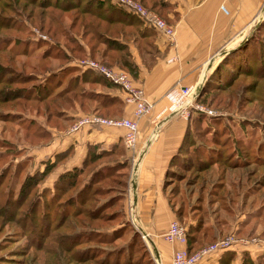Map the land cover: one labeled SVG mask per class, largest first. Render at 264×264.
I'll return each instance as SVG.
<instances>
[{
    "label": "rangeland",
    "instance_id": "obj_1",
    "mask_svg": "<svg viewBox=\"0 0 264 264\" xmlns=\"http://www.w3.org/2000/svg\"><path fill=\"white\" fill-rule=\"evenodd\" d=\"M64 1L48 0L45 5H52V10L61 7ZM166 10L158 14L163 19L168 18L167 12L172 9ZM77 13V8L67 9L61 19L68 34L73 37H78L80 32L78 25L69 29ZM36 14L33 0H0V79L3 80L0 83V264H61V261L64 264H76L61 247L77 249L86 246L87 242L82 241L88 227L100 231H113L116 227L119 229L117 232L120 236L114 242L100 245L104 250H112L117 245L126 246L131 230L121 224L119 218L83 226L81 221H87L85 214H78L74 218L71 216L74 208L80 207L71 205L70 199H66L74 194L94 165L85 168L84 173L76 177L73 187H62L61 190L55 188L54 183L60 172L67 170L64 167L71 157L72 146L61 148L68 143L60 145L61 139L54 140L52 134L45 138L38 137L44 127L51 133L67 132L74 121L71 119L62 127L60 119H55L59 129L45 124L43 112L36 114L33 100H27L22 95L28 94L23 92L28 89L33 91V73L29 75L31 71L20 66L32 63L33 54L46 48L45 43H48L58 45L66 55L65 61L50 60L51 70H58L60 66H65L63 64L74 66L80 71L86 70L88 68L76 65L78 60L84 58L105 66L125 69L103 63L97 56L71 55L64 48L66 41L61 35L55 34L52 37L38 30L41 20H38ZM139 21L141 26L152 29L143 24L142 20ZM43 22L45 26L51 23L47 19H43ZM152 30L155 36L156 31ZM133 37L124 39L128 48L132 45ZM134 44L132 46L135 48ZM101 47L98 45V48ZM51 52L56 57L63 55L58 54L56 48H52ZM136 53L140 55L137 50ZM3 57L13 58L12 66L1 67L4 64L1 59ZM217 63L209 72L217 67ZM236 72L241 75H231L233 82L224 89L219 90L224 82L216 79L218 82L212 83L208 80L204 102L195 100L202 111L189 107L185 116L180 114L187 119L190 111L194 110L202 118L200 122L190 125L181 159H177L178 164L171 167V177L165 178L164 185L169 194V202L178 214L174 220L183 226L184 234L191 225L200 227V232L205 228L207 237L218 232L215 239L205 240L204 245L232 237L235 240L232 245L219 252H232L228 264H264V63L262 70L261 67L249 65ZM23 73L28 75L23 76ZM68 75L70 71L65 76ZM37 81L40 83L39 79ZM84 88L103 92L115 89L90 84H85ZM73 111L66 110L65 115L71 116ZM118 146L125 153L124 145H121L123 148ZM62 151H68L65 158L57 155ZM203 167L207 168L202 172L194 171ZM132 171L133 165L130 164L126 188L121 185L123 178L120 175L113 181L100 182L99 186L103 189H99L96 195L89 193L88 197L93 201L88 204L94 207L105 202L103 208L122 196L125 217L133 227L139 229L138 224H133L132 210L126 203L129 201ZM39 174L40 179L36 182L34 178ZM58 181L65 184L63 178ZM109 210L107 208L103 212ZM93 238L89 244L99 245ZM141 238L147 245V241Z\"/></svg>",
    "mask_w": 264,
    "mask_h": 264
},
{
    "label": "trees",
    "instance_id": "obj_2",
    "mask_svg": "<svg viewBox=\"0 0 264 264\" xmlns=\"http://www.w3.org/2000/svg\"><path fill=\"white\" fill-rule=\"evenodd\" d=\"M138 1L146 8L154 10L157 14H160L164 9H172V5L168 4V2L166 3V0ZM47 2L48 0H33V8L37 11L36 17L39 18V21L41 20L38 30L52 37L55 36V34L61 35L63 40L66 41L64 48L71 55L76 53L81 56L85 54L90 57L97 56L99 61L107 64L109 63V65L115 64L128 71L132 78H134L136 74V65L132 60L126 43L127 41L124 40L134 35L131 43L132 45L135 43V49L141 55H139L141 60L147 66L154 61V57L157 55V49L154 44L153 30L144 25L141 26L139 18L127 11L124 7L118 6L119 4H113V0H65L62 2L61 7H58L60 10L57 7L51 10L52 5H45ZM73 8H77L78 13L74 15L73 23L70 25L71 28L69 29H73L78 25L80 27L78 37L69 35L67 27L63 26L61 22V19L64 18V11ZM43 19H47L51 23L45 26ZM164 20L169 22L167 18H164ZM52 40L54 42V39ZM45 45H47L46 48L33 54L32 63H29L28 66H20L22 68H28V70L31 71L28 73L29 75L33 73V91L31 92L30 89H28L27 91H23L28 94L23 93L22 95L26 96L27 100H33L34 105H36L33 107L36 114L43 112L45 124L54 126L52 128L59 129L60 127L56 125L58 123L55 119H60V124H62L63 127L65 122L67 124L72 119L70 118L71 116L65 115V111H73L75 107H78V109L83 112L94 111L98 114L106 115L121 114L123 102L117 95L101 90L96 91L93 88H84L85 84H90L98 85L105 89H113L115 87L114 84L102 75L89 69L80 71L74 68V66L63 64L65 66H60L58 70L57 68L51 70L50 60L61 59L65 61L66 55L62 52L63 50L61 51L60 48H58V45H50L48 43H45ZM98 45H102V47L98 48ZM51 46H53L52 48H56L58 54L63 53V55L58 57L54 56L55 54L51 52ZM1 59L4 62L3 65L1 64L3 68H6L7 65L12 66L10 64L14 61L13 58L10 59L8 57H3ZM263 63L264 16L254 30L236 47L228 50L222 55L216 65L217 67L212 72L207 73L196 94L195 100L201 103L204 102V94L207 91L206 87L208 86V80H211L212 83H214L216 79L220 82H224L225 84L220 86L219 90L224 89L232 84L233 79L230 78L231 75L235 73V76L241 75V73L236 72L237 70H241L243 67L249 65L257 66L258 68L261 67L262 70ZM245 69L249 71L248 68ZM20 71L22 70L20 69ZM69 71L70 75L66 77L65 75L69 73ZM250 71L252 70L250 69ZM28 74L23 73V76H27ZM38 79L40 83L37 81ZM0 83H3V80L0 79ZM246 85L247 84H245V86ZM16 104L17 102L14 105L16 106ZM199 114L198 111H190L179 145L170 156L165 168L164 181L165 178L171 177V167L178 164L177 162L179 161L177 159H181V154L187 143L188 130L191 124L200 122L202 116H199ZM40 131L41 133L38 138H45L48 134L51 136V132L48 128H41ZM118 145L120 144L117 143L108 148H103L98 144L88 145L79 165L60 172L58 179L63 178L65 184H61L58 179H56L54 183L55 188H59L60 190L62 187L71 188L76 182V177L84 173L85 168L94 165L87 174L85 180L75 190L74 194L66 199H70L71 205H79L78 207L81 208L75 207L71 216L74 218L77 217L78 214H85L87 221H81L83 226H91V224H94L91 222L111 221L119 218L118 221L121 222V224H125L131 230L126 246L117 245L112 250H104L100 245H108L114 242V240L120 236L117 232L119 229L116 227L113 231H100L98 228L89 229L90 227H88V232L85 234V239L82 241L83 243L87 242L85 243L86 246L77 249L70 247L62 249L61 247V250H64L65 253L70 255L72 261L76 264H156L149 247L141 240V233L138 229L133 227L131 222L125 217L122 196H119L108 205H104L103 208L102 205L105 202L94 207L88 204L93 201L90 196L88 197V194L96 195L99 189H103L100 188L99 183L104 180L113 181V179H117V175L118 177L120 175V177L123 178L121 185L126 188L130 160ZM67 154L68 151H62L57 155L61 158H65ZM107 158L111 159L102 161V159ZM210 165L211 164H209L208 167ZM206 168L207 167L197 170L194 169V171L202 172ZM40 174L38 177L34 178L36 182L40 179ZM164 181L163 187L167 203L174 216H177V211L169 202V194L165 188ZM114 205L116 206L112 209ZM107 208H110L109 212H103V210ZM88 220L90 222H88ZM206 232L207 230L205 228L200 232V227L194 225L188 226L185 233V247L187 252L196 250L205 244V240H213L219 235L217 232L211 233L209 237H207ZM93 236V239L96 240L99 245L89 244ZM97 251H99V253H97ZM232 255L230 251L222 252L218 258L217 264H228ZM121 256L122 260H120ZM61 264L64 263L61 261Z\"/></svg>",
    "mask_w": 264,
    "mask_h": 264
},
{
    "label": "crops",
    "instance_id": "obj_3",
    "mask_svg": "<svg viewBox=\"0 0 264 264\" xmlns=\"http://www.w3.org/2000/svg\"><path fill=\"white\" fill-rule=\"evenodd\" d=\"M172 10L167 19L174 27L172 39L156 34L157 55L145 65L131 45L129 52L136 65L132 80L143 88L151 110L138 120V137L132 152L125 149L133 165L127 206L136 216L139 232L145 234L147 246L156 264H170L174 251L185 246L167 242L162 234L175 216L163 187L164 171L170 156L181 140L186 120L172 106L166 94L178 86H201L212 66L228 50L236 47L254 30L264 16V0H167ZM222 4L226 12L219 11ZM120 99L115 86L109 91ZM122 100V99H121ZM131 104H124L119 116L131 117ZM94 112V111H89ZM78 107L72 121L83 115ZM96 113V112H94ZM122 128L82 126L74 132L51 134L60 140L61 148L72 146V154L64 169L80 164L88 145L108 148L122 143ZM56 141V142H57ZM62 150V149H61ZM219 252L195 264H216Z\"/></svg>",
    "mask_w": 264,
    "mask_h": 264
},
{
    "label": "built area",
    "instance_id": "obj_4",
    "mask_svg": "<svg viewBox=\"0 0 264 264\" xmlns=\"http://www.w3.org/2000/svg\"><path fill=\"white\" fill-rule=\"evenodd\" d=\"M117 4L124 7L127 11L133 13L137 18L142 20L143 24L150 26L158 34L172 39L174 35L173 24L165 21L154 10L146 8L138 0H114ZM219 11L226 12L225 7L220 4ZM76 65L83 68L91 69L104 78L113 83L122 93V102L124 104H131V117L123 116H101L94 112L80 115L69 126L67 132H74L82 126H100V127H114L122 128V142L126 150L132 152L135 148L138 137V120L140 117L147 115L151 110V103L145 100L143 88L134 83L131 76L125 70L115 66H105L90 58L78 60ZM198 87L178 86L176 89L170 90L166 97L171 102L172 106L185 116L189 107L203 110L199 105L195 104V97L198 93ZM210 113V111H207ZM132 222L137 224V219L132 211ZM145 240V234H141ZM162 237L167 242H180L185 244V234L183 226L176 220L169 222ZM235 240L232 237H225L213 243L203 245L192 252H187L186 247L183 246L173 252L170 264H195L202 258L218 253L227 247L231 246Z\"/></svg>",
    "mask_w": 264,
    "mask_h": 264
},
{
    "label": "water",
    "instance_id": "obj_5",
    "mask_svg": "<svg viewBox=\"0 0 264 264\" xmlns=\"http://www.w3.org/2000/svg\"><path fill=\"white\" fill-rule=\"evenodd\" d=\"M199 87H200V85H199Z\"/></svg>",
    "mask_w": 264,
    "mask_h": 264
}]
</instances>
